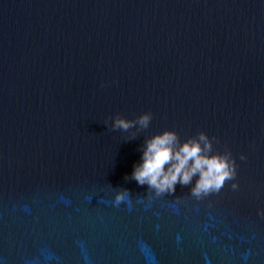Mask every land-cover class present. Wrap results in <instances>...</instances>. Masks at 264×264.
<instances>
[{
    "label": "water",
    "instance_id": "obj_1",
    "mask_svg": "<svg viewBox=\"0 0 264 264\" xmlns=\"http://www.w3.org/2000/svg\"><path fill=\"white\" fill-rule=\"evenodd\" d=\"M166 130L215 137L236 179L138 185ZM262 210L264 0H0V264H264Z\"/></svg>",
    "mask_w": 264,
    "mask_h": 264
},
{
    "label": "clouds",
    "instance_id": "obj_2",
    "mask_svg": "<svg viewBox=\"0 0 264 264\" xmlns=\"http://www.w3.org/2000/svg\"><path fill=\"white\" fill-rule=\"evenodd\" d=\"M109 119L113 120L112 130L127 132L137 128L142 131L149 128L152 115L145 113L129 120L118 114ZM215 139L200 132L182 142L179 135L171 130L146 138L141 162L134 166L130 179L140 186L147 185L149 191L159 197L174 194L178 184L192 185L194 178L198 177L190 190L193 198L203 200L213 193L218 194L226 182L236 179L238 166L230 150L220 153L214 149ZM240 159L246 160L247 157L241 155ZM231 187L236 190L239 185L233 183ZM130 196L127 189L119 191L115 196V205L126 201L130 203ZM260 215L264 216V210Z\"/></svg>",
    "mask_w": 264,
    "mask_h": 264
}]
</instances>
